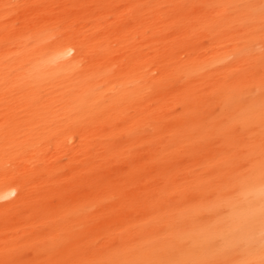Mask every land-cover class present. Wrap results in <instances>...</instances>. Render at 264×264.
<instances>
[{
	"label": "bare ground",
	"instance_id": "bare-ground-1",
	"mask_svg": "<svg viewBox=\"0 0 264 264\" xmlns=\"http://www.w3.org/2000/svg\"><path fill=\"white\" fill-rule=\"evenodd\" d=\"M0 264H264V0H0Z\"/></svg>",
	"mask_w": 264,
	"mask_h": 264
}]
</instances>
